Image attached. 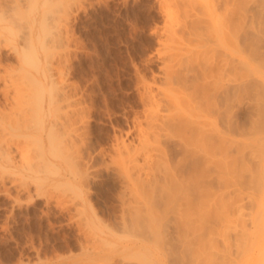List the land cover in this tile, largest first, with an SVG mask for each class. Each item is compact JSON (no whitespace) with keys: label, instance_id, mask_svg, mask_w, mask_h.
Instances as JSON below:
<instances>
[{"label":"rangeland","instance_id":"374dc122","mask_svg":"<svg viewBox=\"0 0 264 264\" xmlns=\"http://www.w3.org/2000/svg\"><path fill=\"white\" fill-rule=\"evenodd\" d=\"M11 2L10 0H0V264H127L128 262H130L128 264H178L176 260L174 261L177 254L181 258L179 264H182L181 262L186 263L187 260V264H210L211 257H205V254L208 252V256L212 254L210 253L212 251L210 249L211 240H209V246L206 245V240L205 244L203 241L199 244L201 239L198 243V238L184 239L181 243L175 237L177 231L171 221L167 224L175 240L171 238L172 241L169 244L159 234L160 228L166 223L161 212L163 207L155 206V208L153 206L152 208V205L145 204L146 207L143 206L137 212L140 216L147 213L145 219L142 218L145 215L141 216L136 227L142 229L140 227L142 226V230H144L147 225L146 227L151 231V233L148 232L149 235L155 236L153 238L150 236L151 239L148 241L140 240L141 235L137 236V234L141 231L138 233L135 226L132 228L122 226L120 223L122 209L119 208L117 191L111 188L108 190V185L106 187V175H104L105 172L102 168L104 167V159L123 169L130 165L126 158H122L124 156H120L119 149L116 148L120 146L121 139H124L126 143L134 142V133L129 131V128L133 118L140 113L142 108L138 93L140 82L145 75L146 79L150 80L154 68V64L148 62L157 51L158 34L156 28L164 21L161 11L162 5H164L161 3L162 1L46 0L42 4H33L32 2L25 4L28 5V8L25 6L20 14L17 13L18 15L13 13L17 18H15L16 20H14V16L9 15L13 12ZM55 3L59 4V8ZM53 7L58 9L54 10ZM63 7L66 8L65 11ZM44 12L46 15L50 14L48 17L51 16V18L46 19V21L48 20L46 23H49L48 27L50 25L51 29L49 28L47 31L46 24L39 23L33 29L27 27L29 30L26 31L23 19L33 15H39L41 18ZM59 13L62 17L59 16ZM174 13L172 14L173 22L176 18H174L175 15H178L177 20L181 17L179 12L175 15ZM54 18L56 23L53 22ZM64 26L69 27L68 30H65ZM62 27L65 28L64 31ZM45 30L48 35L45 34ZM28 37L29 40L26 39ZM24 40L25 42L28 41L27 44L31 42L33 45L31 43L30 45L33 47L27 49L26 45L25 49L23 47L26 44ZM41 44H43L42 48ZM45 46L50 47H46L45 50ZM24 53H29L31 56L27 59ZM46 62L54 63L51 67L53 73L50 72L48 81L43 75L44 69L48 68L45 66ZM38 64L41 68L36 69ZM26 70L29 73H26ZM32 76L36 77V80ZM37 80H41L42 85ZM54 83L60 89H69L70 97L63 99V96H60L59 100H56L58 102L54 103L56 101L53 97L56 96L55 91L57 90V85ZM73 84L74 89L71 88ZM5 89L7 90L5 91ZM15 90L18 92L16 93ZM25 94L26 96L32 95V100L30 99V101L28 96L23 99ZM38 98H41L43 103L41 100H36ZM71 100H78V102L73 103ZM68 102L72 104L67 106ZM31 110L37 115L33 114L34 116H32ZM30 111L31 113H29ZM82 111L83 114H81ZM57 112L60 116H56ZM64 113L70 115V118L64 117ZM55 117L57 119H53ZM78 117L81 122L77 120ZM63 120L67 124H73L74 121L75 123L70 126L64 123L62 126ZM80 124L85 125V127L82 126L83 130L81 128L76 129ZM63 127H66L65 130L67 131ZM58 128L59 130L61 128V131L63 129V131L60 132ZM55 129H57L56 132ZM49 130H52V133ZM59 133L66 134L58 137ZM72 135H76L77 142L73 143L75 137ZM52 136L54 140L51 142ZM70 137L74 141L70 140ZM59 142L63 144H58ZM85 142L86 144H83ZM57 144L62 149H64V144H67L68 148H65L67 151L64 149L66 153L62 150V154L61 148L57 149ZM7 145L12 150H17L14 161L8 155L9 148H6ZM51 147H53L54 155L50 152ZM72 147L74 148L72 149ZM77 147L81 149L77 150ZM71 151H74V154ZM79 151H83L84 154ZM69 152L73 154L70 155L72 158L70 159V161L72 160L71 166L73 165V167L68 165L69 159L65 160L66 155L70 154ZM75 154L78 156L76 157ZM80 154L81 157L83 155V158L79 156ZM102 156L104 157L103 160ZM27 164L30 166L28 167ZM98 166H101V172L98 173L100 176L90 174V171L99 169ZM83 170H86L84 174L79 172ZM86 172L89 174L85 175ZM239 191L241 194L234 191L228 196L231 197L228 199H233V195H236L233 200L242 197L244 192ZM130 192L131 190L127 189L128 194L126 196H129ZM236 192L241 196L237 197ZM179 194L177 196L182 198L177 197V199L182 201L180 202L181 206L177 201L178 204L174 205V207L177 206V209H174L176 215L181 217L192 216L189 219L197 227L204 220L201 219V221L200 217L198 218V213H196L198 208L192 206L193 210L191 206L186 205L183 202L185 196H182L186 194ZM211 195H203L205 199L207 198L206 202L212 203L210 197L213 198L212 196L215 194ZM218 196H214L216 202L219 200L216 198ZM206 202H203L202 213H205L206 208L213 207L211 204L209 207L205 205ZM235 203L237 202L235 201ZM187 208L192 212H189ZM178 210H182V212L178 214ZM198 210L201 212L200 208ZM148 214H150L151 221ZM200 215L203 216V214ZM148 220L152 222L155 231L150 227ZM114 226L117 229H114ZM90 233L92 234L90 235ZM88 238L90 240L93 238V240L88 241ZM154 238L156 239L154 240ZM175 242L181 243L184 247L189 243L190 246L187 248L191 249V253L186 257L187 259L181 249L177 254L164 249L167 246L168 248L172 247ZM191 244H193L192 248ZM215 248L213 247L214 250ZM170 251L172 250L170 249ZM195 253L196 255H194ZM192 257L194 260H190ZM207 258L209 259L208 262L205 261Z\"/></svg>","mask_w":264,"mask_h":264},{"label":"bare ground","instance_id":"6f19581e","mask_svg":"<svg viewBox=\"0 0 264 264\" xmlns=\"http://www.w3.org/2000/svg\"><path fill=\"white\" fill-rule=\"evenodd\" d=\"M10 1H12L11 10L13 12L9 15L12 17L14 16V20H16L15 14H20L25 6L28 8V5L25 4L31 2L33 4H42L46 0ZM161 1V3L164 4H161L163 7L161 11L164 16V21L156 28L157 30L155 29L158 34H156L158 36V38L156 37L157 51L156 54L150 58V62H148L154 64L152 77L150 76L151 79L148 80L145 75L140 82L138 93L142 108L140 109V113L136 114L133 118L132 125L129 128V131L134 133V142L126 143L124 139H121L120 146L116 148L119 149L120 156H124L122 158H126V160L130 162V165L123 169L117 165H113L111 161L107 162L104 159V167H102L105 172L104 175H106V187L108 185V190L111 188L117 191L116 196L119 201V208L122 209L120 223L126 228L136 227L141 216L145 215L142 217L144 218L147 215L145 211L146 214H142L141 216L137 213L145 204L152 205V208L153 206L158 208L163 207V210L161 208V212L163 214V220L166 221V223L160 228L159 234H161L168 243L172 241L171 238L174 237L167 224L171 221L177 231L175 234V237L178 238L177 241L179 240L181 242L188 238H198V243L201 239L199 244H201L202 241L205 244L206 240V245H208V243H210L209 240H211L212 243H210V246L212 247L214 244L217 246H213L214 248L216 247L215 250L213 247H210V249H212V251L210 250V253H212L210 256L207 255L209 252L205 254V257H211L210 264H264V0ZM55 7H53L54 10L58 9L59 4L57 5L58 8ZM65 7H63L64 11L66 9ZM174 10L175 13L179 12V14H181L182 18H178L179 21L176 19L178 15H175ZM13 13L15 14L13 15ZM173 13L175 15L174 18L176 17L174 22L172 20ZM45 15L44 12L41 18L39 15H33L27 19H23L26 29L27 27L33 29L39 23H43L42 25L46 24L45 27L48 31L51 26L49 25L48 27L49 23H46L48 21H46V19L51 18V16L48 17L50 14ZM62 15L59 13L60 17H62ZM54 20L55 18L53 22ZM54 23H56V21ZM59 24L62 25V23ZM68 28L65 30H68ZM64 29L62 27L63 31ZM52 34L54 35V33ZM46 35H48V33ZM30 38H32L31 35ZM26 39L29 40V37ZM61 39L60 36V40ZM25 40L24 43L26 44L23 45L25 49L26 45L27 49L33 47L31 42L32 45H30V43L27 44L28 41L25 42ZM45 40H47L46 37ZM43 44H41V48ZM46 47L48 48L50 46H45V50ZM29 50L32 51L31 49ZM29 50L28 52H30ZM33 52H35V50ZM24 56L28 59L31 55L29 53H24ZM38 63L40 64L39 60ZM46 63L45 66L50 70L48 68L44 69L43 75L46 81H48L51 73H53L51 67L54 63ZM39 64L36 65V69L41 68ZM55 69L56 68H54V70ZM27 71L28 70L25 72L29 73V71ZM31 75L33 74L31 73ZM33 78L36 80V77ZM58 79L60 80V78ZM40 81L41 80L38 82ZM54 84L57 85L56 83ZM70 85H72V83ZM71 88H75L74 84ZM6 90L7 89H5V91ZM15 92L17 93L18 91L15 90ZM55 93L56 96L53 97L55 101L60 98V96H63V99H68L70 97L69 89H60L58 85ZM27 96L25 94L23 99ZM31 96H28L29 100ZM33 96L35 97V95ZM36 100H41V98ZM71 101H73V103L78 102V100ZM57 102L58 101L54 103ZM41 103H43V101ZM70 104L72 103H69L67 106ZM31 111L29 113H31ZM35 113L32 111L31 115L34 116L33 114ZM58 113L59 112H57V114L55 113L56 116L59 115ZM81 114H83V111ZM36 115L37 114H35V116ZM66 116L68 115L64 113V117ZM69 116L68 118H70ZM79 117L77 120H80ZM53 119H57V117ZM65 120H63V124H61L62 126H64V123L67 124ZM79 122H81V120ZM73 124H69V126ZM80 125L76 127V129L81 128V130H83V125ZM58 126L60 127V125ZM83 127H85V125ZM74 128L73 131L75 130ZM65 129L67 128L65 127L64 130ZM56 130L57 129H55V132ZM123 130L125 131V129ZM49 131L51 132L52 130ZM59 131L62 132L63 129L61 131L60 128ZM65 134L63 133L64 136ZM61 135L62 134L59 133L58 137ZM53 136H55L54 133ZM72 136L75 137V141L71 137L70 140L74 141L73 143L77 142L76 135ZM82 136H84L83 133ZM53 140L54 137L51 139V142ZM63 141H65V139H63ZM60 143L63 144L62 142L58 144ZM83 144H86V142ZM8 145L6 147L7 149L9 148ZM64 145V149L68 148L67 144ZM69 145H71L70 142ZM59 146L57 149L61 148L60 151H64V149ZM74 146L76 147V145ZM40 147L41 146H39V149H41ZM80 147L79 149L77 147V150H80ZM73 148L74 147H72V149ZM51 149L50 152L53 153V147H51ZM8 150L9 157L14 161L17 150H12L11 147ZM79 152L84 154L83 151ZM116 152H118V150ZM72 153L66 155L65 159L66 161L69 159L67 163L70 167H73V165L71 166L72 160L70 161V159H72L70 155L74 154ZM79 156L81 157V154ZM54 157L56 158L57 156L55 155ZM81 158H83V155ZM103 158L102 156V160ZM80 161L82 162V160ZM82 165L85 166V164ZM34 166L37 167V165ZM43 166L45 167V164ZM40 167L42 168V166ZM100 167L99 169H94L93 172L90 171V174H95L93 176L99 177L100 175L98 173L99 171L101 172ZM83 171L79 172L84 174L86 170ZM88 174L89 172H86L85 175ZM127 189L131 190L129 196H126L128 194ZM239 190L244 192L242 197H240L241 193ZM234 191L240 193L238 194V192H236L238 195L237 197L241 199L237 198V200H233L236 197V195L234 196L233 194V199H228L231 198L228 196ZM179 193L186 194L182 195L185 196L183 197V202L186 205L191 207L194 206L196 209L200 208V210L204 208L203 202L207 201V198L205 199L203 195H219L216 197L219 200L217 204L215 201L216 199H214L215 195H211L213 197H210L212 203L206 202L205 205L209 207V204H211L214 208L211 206L209 208L205 207V213H202L203 210L200 212L198 209L196 212L195 209V212L198 213V218L200 217V220H205V222L201 220V224H198L196 227L194 222L190 220L192 216L181 217L180 215H176L174 209L177 206L174 207V205L178 203L180 205L182 201L177 199L180 195ZM51 194L53 195V193ZM232 201H234V203H232ZM235 201L237 203H235ZM219 206L221 207L217 208ZM114 209H116V207H114ZM182 210H178V214L182 212ZM189 212L192 211L190 210ZM200 214H203V216ZM148 216L150 217V214H148ZM149 220L151 221V217ZM150 221L148 223L151 225L149 226L152 227L153 224ZM146 226L144 230H142V226H140L142 229L137 227V230L135 229L138 233L141 231L137 236L141 235L140 240L143 242L150 240V236H152L149 235L148 232L151 233V231H149ZM114 229L117 228L115 227ZM153 229L155 231V227H152V230ZM135 230L134 232H136ZM92 233H90V235ZM153 237L155 236L153 235L152 238ZM156 238H154V240ZM89 240L88 238V241ZM91 240H93V238ZM189 240L188 242L190 243L191 240ZM181 243L175 242L172 244V247L168 248L167 246L164 249L170 253L176 252V254L181 249L184 256L186 255V258L188 254L191 253V249H188L190 245L187 243L188 245L186 244V247H184ZM192 245L193 244H191V248ZM170 249L172 251H170ZM194 255H196V253ZM175 260L178 264L180 263L181 258L179 254L176 255L174 261ZM190 260H194L193 257ZM208 260L207 258L205 261L208 262ZM205 261L204 263H206ZM187 262L181 263L187 264Z\"/></svg>","mask_w":264,"mask_h":264}]
</instances>
